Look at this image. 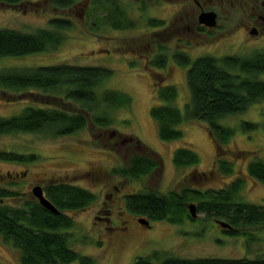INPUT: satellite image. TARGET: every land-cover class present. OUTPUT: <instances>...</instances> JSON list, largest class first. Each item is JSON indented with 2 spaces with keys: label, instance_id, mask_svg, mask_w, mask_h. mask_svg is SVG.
<instances>
[{
  "label": "rangeland",
  "instance_id": "1",
  "mask_svg": "<svg viewBox=\"0 0 264 264\" xmlns=\"http://www.w3.org/2000/svg\"><path fill=\"white\" fill-rule=\"evenodd\" d=\"M117 1L134 22V27L115 29L105 23V11L95 9L91 0H81L68 8L55 6L52 0L0 3V28L35 32L40 28L56 29L50 24L53 18L73 22L70 27L58 29L64 39L57 48L26 56L0 58V71L64 62L104 67L112 73L95 88L98 95L109 89L122 91L132 98L130 107L107 108L111 118L109 126L102 127L90 121L75 134L57 139L34 133L0 135V151L37 156L23 162L0 159V186L18 191L20 195L6 202L22 205L32 198L35 184L51 181L67 182L93 192L98 199L95 203L69 212L74 226L68 233L70 246L81 255L92 258L95 264H134L140 256H156L159 253L182 258L264 257L263 226L232 236L224 233L218 220L207 217L205 212H200L195 220L186 218L178 224L151 220L130 212L126 199L122 198L123 193L147 190L166 193L183 186L201 190L219 189L240 178L243 185L239 199L264 203V183L250 176L248 171L252 161L264 159V102L223 120L236 128L235 135L226 146L227 157L233 161L235 170L232 175H225L216 169L217 147L205 122L186 119L177 126L183 132L181 138L170 141L160 138L151 108L168 102L158 97L161 86H155L150 74L151 71L165 76L162 86L177 88L178 96L171 104L185 113V106L190 100L186 75L188 67L181 66L174 56L178 53H187L192 59L202 55L248 56L264 49V32L251 35L245 27L251 20L249 13L229 4L219 7L208 0L200 2V5L189 0ZM203 9L218 13L216 30L201 35L190 32L187 24L197 28L198 16ZM151 18L164 22L162 25H150ZM162 53L167 54L166 67L153 66L149 69L152 60ZM3 91L7 93L0 91V117H12L28 106L44 105L31 96H21L26 92L41 93L38 89ZM58 102L60 100L56 99L55 103ZM68 104L74 109L81 108L79 103ZM103 108L100 107L98 113ZM241 120L258 121L262 127L245 132L239 127ZM111 132L115 135L112 136ZM121 137L130 139L124 145L117 144ZM181 147L194 150L199 155V163L177 166L174 155ZM240 151L244 153L237 154ZM232 152L236 155L235 159ZM128 153L156 159L159 162L157 172L139 179L115 173L116 168L127 166ZM198 173L207 177L201 182L191 179L193 174ZM115 186L120 192L114 190ZM111 193L112 196H109ZM107 210L113 219L111 228L105 221L96 218V215L105 217ZM137 217L149 219L151 226L145 227L137 222ZM0 264H22L19 250L1 238Z\"/></svg>",
  "mask_w": 264,
  "mask_h": 264
},
{
  "label": "trees",
  "instance_id": "2",
  "mask_svg": "<svg viewBox=\"0 0 264 264\" xmlns=\"http://www.w3.org/2000/svg\"><path fill=\"white\" fill-rule=\"evenodd\" d=\"M22 1L24 0H0V3L18 4ZM80 1L52 0V3L68 8ZM91 4L96 6L95 9L105 11V23L115 29L135 26L117 0H91ZM163 22L155 18L149 19L150 25H162ZM50 24L56 29L40 28L35 32H24L0 28V58L26 56L57 48L64 39L58 29L70 27L73 22L65 18H53ZM197 30L203 32L206 27L200 25ZM174 58L181 66L188 67L186 75L190 100L184 113L171 104L178 96L177 88L173 85H156L161 86L158 97L168 102L151 108L160 138L164 141L181 138L183 132L177 126L186 119L205 122L217 147L216 169L221 174L232 175L234 163L227 157L226 146L235 135L236 128L225 124L223 120L231 115L245 113L251 106L264 102V49L248 56L202 55L192 59L187 53H178ZM167 63V54L162 53L149 65L165 68ZM111 73V70L104 67L78 66L65 62L1 70L0 91L3 94L7 93L3 90L38 89L41 93L26 92L21 96H31L44 105L28 106L12 117H0V135L34 133L57 139L75 134L90 121L102 127L109 126L111 118L107 108L130 107L132 102L128 94L119 90L107 89L98 95L95 88ZM152 79L156 83V76L153 74ZM56 99L60 100L58 104L55 103ZM69 102L79 103L81 108L74 109ZM103 106L102 113H98V109ZM262 113L264 115V110ZM239 127L250 132L262 127V123L241 120ZM233 153L235 159L236 155ZM242 153L244 151L237 152ZM35 158V154L0 151L1 160L23 162ZM199 161V155L187 147L179 148L174 155V162L179 167L196 165ZM158 168L159 162L156 159L134 154L126 167L116 168L114 172L139 179L156 173ZM248 171L250 176L264 183V159L252 161L248 165ZM206 177V174L198 173L193 174L191 179L201 182ZM242 185L239 178L219 189L201 190L183 186L166 193L147 190L127 196L126 206L130 212L151 220L178 224L186 218L196 219L188 209V204L195 201L198 214L205 212L207 217L218 221V218L223 219L231 224L232 229L220 226L222 231L237 236L252 227H264V203L240 200L238 195ZM46 191L51 202L59 208V214L49 211L33 198L27 199L22 205H11L6 200L20 197L19 192L0 186V238L19 250L22 264H95L92 258L81 255L70 246L68 231L74 226V219L68 212L89 206L96 200V195L88 189L67 182L52 184ZM134 264H264V257L182 258L159 253L156 256H140Z\"/></svg>",
  "mask_w": 264,
  "mask_h": 264
},
{
  "label": "flooded vegetation",
  "instance_id": "3",
  "mask_svg": "<svg viewBox=\"0 0 264 264\" xmlns=\"http://www.w3.org/2000/svg\"><path fill=\"white\" fill-rule=\"evenodd\" d=\"M189 1H193V2H195V3H197L198 5H200V2H204L205 3V1L206 0H189ZM208 1H210V2H212L214 5H217V6H219V7H223L224 5H226V4H229V5H231V6H233V7H237L239 10H242V11H247L248 13H249V18L251 19L247 24H245V27L248 29V30H250V32H251V30L253 29V28H256L257 30H258V34H260V33H263L264 32V0H208ZM203 10H205V9H203ZM211 10V9H210ZM206 11V10H205ZM229 13L230 14H232L233 12L232 11H229ZM200 15V14H199ZM219 17V16H218ZM198 25H197V28L201 25L200 23H199V16H198ZM192 27H194V26H192ZM190 25H188L187 24V26H186V28L190 31V32H193V33H195V34H199V35H201V34H205V32H210L211 30H213L214 31V29L216 30V28H208V27H206V30L205 31H203V32H201V31H199V30H197V28H192ZM183 30H184V28H183ZM210 30V31H209ZM147 67H149V66H147ZM149 69H152V67H150ZM150 74H151V77H152V74L153 75H155L156 76V83H155V81H154V79H153V83L155 84V86L157 85V84H164V79H165V76H163V75H160L159 76V74H157L156 72H151L150 71ZM158 76V77H157ZM111 135L113 136V135H115V132H111ZM130 138L129 137H121V139H120V141L119 142H117V144L118 143H120V144H122V145H124L126 142H127V140H129ZM134 154H138V153H134ZM134 154H130V153H128L127 155H126V160H127V165L129 164V162H130V160H131V158L133 157V155ZM55 183H59V182H56V181H51V182H49V183H46V184H35V186L36 185H40V186H42L43 187V190H44V194H45V196L48 198V199H50L49 197H48V195H47V191H46V189H47V187L48 186H50V185H52V184H55ZM114 190L116 191V192H120V189H119V187L118 186H115V188H114ZM114 194V193H113ZM131 194H134V193H123V196H122V198L124 199H126L127 198V196H129V195H131ZM109 196H112V193L111 194H109ZM32 198L33 199H35V200H37L38 202H39V200L37 199V198H35L33 195H32ZM98 199H97V196H96V200L95 201H97ZM95 201L93 202V203H95ZM125 202H126V200H125ZM40 203V202H39ZM92 203V204H93ZM91 205V204H90ZM88 206H86V207H83V208H81V209H84V208H87ZM73 211H75V210H73ZM72 211H70V213H71ZM69 213V212H68ZM105 213H106V216L105 217H101V216H99V215H96V218H99V219H102L103 221H105V223H107V224H109L110 225V228H111V225H112V223H113V219H112V217L110 216V211L109 210H107V211H105ZM71 215V214H70ZM136 221L137 222H139V223H141L140 221H139V217H137L136 218ZM145 227H150L151 225L149 224V225H144Z\"/></svg>",
  "mask_w": 264,
  "mask_h": 264
},
{
  "label": "water",
  "instance_id": "4",
  "mask_svg": "<svg viewBox=\"0 0 264 264\" xmlns=\"http://www.w3.org/2000/svg\"><path fill=\"white\" fill-rule=\"evenodd\" d=\"M199 23L201 25H204L208 28H216L218 25V13L214 10H209V11H202L199 15ZM251 35H257L258 34V30L256 28H253L251 30ZM32 195L37 198L40 202V204L42 206H44L46 209H48L49 211L55 213V214H59L60 210L59 208H57L50 199H48L45 194H44V190L43 187L40 185H36L32 188ZM188 209L190 212V215L193 218H197L199 216L198 211H197V204L194 202H190L188 204ZM139 221L143 224V225H149L150 221L149 219L145 218V217H140ZM219 225L223 228L226 229H232L231 224H229L226 221L223 220H219L218 221Z\"/></svg>",
  "mask_w": 264,
  "mask_h": 264
},
{
  "label": "bare ground",
  "instance_id": "5",
  "mask_svg": "<svg viewBox=\"0 0 264 264\" xmlns=\"http://www.w3.org/2000/svg\"><path fill=\"white\" fill-rule=\"evenodd\" d=\"M209 11V10H208ZM204 26V25H203ZM206 27V26H205Z\"/></svg>",
  "mask_w": 264,
  "mask_h": 264
}]
</instances>
